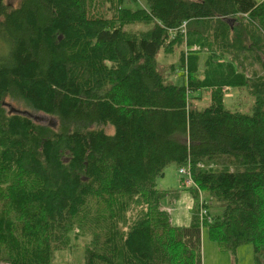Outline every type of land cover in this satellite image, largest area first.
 Listing matches in <instances>:
<instances>
[{
	"label": "trees",
	"instance_id": "trees-1",
	"mask_svg": "<svg viewBox=\"0 0 264 264\" xmlns=\"http://www.w3.org/2000/svg\"><path fill=\"white\" fill-rule=\"evenodd\" d=\"M136 3L0 0V264H52L71 234L90 237L82 264H202L203 227L264 264V2ZM225 89L251 112L226 109ZM171 164L221 214L172 225L156 186Z\"/></svg>",
	"mask_w": 264,
	"mask_h": 264
},
{
	"label": "rangeland",
	"instance_id": "rangeland-1",
	"mask_svg": "<svg viewBox=\"0 0 264 264\" xmlns=\"http://www.w3.org/2000/svg\"><path fill=\"white\" fill-rule=\"evenodd\" d=\"M11 6H16L19 0H6ZM258 3L264 0H255ZM137 5H143L144 0H136ZM177 52L174 54H165L160 50L156 57L158 70L163 74L166 82L170 84H181V72H170V67L177 63ZM208 91H202V101L194 102V106L205 107L208 105ZM254 103L253 96L249 95L246 89H225L224 90V106L230 111L238 110L249 114ZM4 107L9 111L10 108L16 109L21 113L27 114L30 119L42 125H55L54 119L47 117L39 112H34L25 109L21 105L12 104V102L4 101ZM111 128L107 129L108 134H112ZM181 175L178 172V167L174 164L167 166L164 169L163 177L159 178L156 186L159 190L166 192L163 197L171 193L172 202L169 204L171 211L170 222L174 226L188 227L191 223L192 215L196 209L198 215L200 209L205 210L208 214H221V205L210 204L202 190L192 187H185L181 181ZM196 191V199L192 196V192ZM195 193V192H194ZM202 196V201L199 198ZM162 197L160 204H165L166 200ZM164 200V201H163ZM163 201V202H162ZM200 202V203H199ZM199 205V206H198ZM161 209V208H160ZM162 210V209H161ZM200 219V216H199ZM207 219L203 218L202 220ZM72 239V248L65 251L56 252L52 264H82L85 257V248L90 242L89 236L70 235ZM202 264H253V250L251 245L239 247L235 255H231L226 251H222L217 245L212 243L207 234L206 227L202 228Z\"/></svg>",
	"mask_w": 264,
	"mask_h": 264
},
{
	"label": "built area",
	"instance_id": "built-area-1",
	"mask_svg": "<svg viewBox=\"0 0 264 264\" xmlns=\"http://www.w3.org/2000/svg\"><path fill=\"white\" fill-rule=\"evenodd\" d=\"M182 28V32L184 33V29H185V23H183V25L181 26ZM179 174L181 175V181L184 185H186L185 187H192L196 190H198V192L200 193L199 189H198V186L194 183L193 179H192V176H191V173L189 171V169L187 167H183V168H180L178 170ZM200 201H202V196L199 198ZM200 203V202H199ZM199 206V205H198ZM199 216H200V219L202 220L203 218H207L209 219V217H207V212L205 210H202L200 209L199 211Z\"/></svg>",
	"mask_w": 264,
	"mask_h": 264
},
{
	"label": "crops",
	"instance_id": "crops-1",
	"mask_svg": "<svg viewBox=\"0 0 264 264\" xmlns=\"http://www.w3.org/2000/svg\"><path fill=\"white\" fill-rule=\"evenodd\" d=\"M164 191V190H163ZM172 194L171 193H168V194H166L164 197H163V199L164 200H166V203L165 204H160V208L163 210V211H165L166 213H168V215H169V218L171 217L170 215H171V211H169V204L172 202V196H171ZM163 200V201H164ZM162 201V202H163ZM201 239H202V235H201ZM202 243V242H201Z\"/></svg>",
	"mask_w": 264,
	"mask_h": 264
},
{
	"label": "water",
	"instance_id": "water-1",
	"mask_svg": "<svg viewBox=\"0 0 264 264\" xmlns=\"http://www.w3.org/2000/svg\"><path fill=\"white\" fill-rule=\"evenodd\" d=\"M228 22H230V21H228ZM11 113H20V114H22V115H27V114H25V113H21L20 111H15L14 109H12V108H10V110H9Z\"/></svg>",
	"mask_w": 264,
	"mask_h": 264
}]
</instances>
